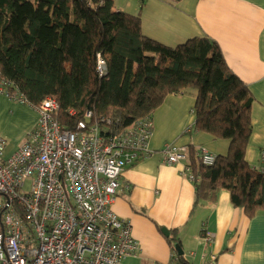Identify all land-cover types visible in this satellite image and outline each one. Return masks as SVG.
I'll use <instances>...</instances> for the list:
<instances>
[{"label":"trees","instance_id":"1","mask_svg":"<svg viewBox=\"0 0 264 264\" xmlns=\"http://www.w3.org/2000/svg\"><path fill=\"white\" fill-rule=\"evenodd\" d=\"M99 57L106 62L104 77ZM0 73L14 83L15 88L6 87L12 96L34 105L55 99L56 118L70 131L87 111L94 120L123 125L152 119L168 96L195 90V130L230 146L212 166L203 164L194 145L187 147L194 206L216 201L225 190L247 218L264 214V172L246 159L254 97L230 71L215 40L163 45L144 35L140 14L116 11L112 0H0ZM176 234L168 237L171 252L179 264H190L178 254Z\"/></svg>","mask_w":264,"mask_h":264},{"label":"crops","instance_id":"2","mask_svg":"<svg viewBox=\"0 0 264 264\" xmlns=\"http://www.w3.org/2000/svg\"><path fill=\"white\" fill-rule=\"evenodd\" d=\"M116 11L141 15L145 36L169 47L209 37L221 47L230 71L244 81L254 97L253 133L247 162L264 166V0H112ZM196 93L170 95L153 116L154 154L125 168L113 211L132 226L140 250L136 264L171 262L168 237L176 230L180 248L190 264H264V214L250 219L235 208L228 191L214 202L195 204V185L186 162L168 164L160 150L166 144L194 145L216 156L227 155L230 143L195 130ZM29 104L0 93V136L12 156L38 123ZM5 202L6 198L3 197ZM3 202V203H4ZM212 236L205 245L203 237ZM178 254H180L178 250ZM215 256L212 259L211 255Z\"/></svg>","mask_w":264,"mask_h":264},{"label":"built area","instance_id":"3","mask_svg":"<svg viewBox=\"0 0 264 264\" xmlns=\"http://www.w3.org/2000/svg\"><path fill=\"white\" fill-rule=\"evenodd\" d=\"M97 69L102 77L107 74L101 57ZM6 87L15 85L0 73V93L31 105L39 119L10 157L0 136V196L6 198L0 206V264H124L136 256L140 245L132 226L112 207L125 168L154 154L153 120L123 125L94 120L87 111L70 131L56 118L59 106L53 98L32 105ZM160 154L166 163L177 164L186 161L187 148L169 143ZM261 156L264 164V148ZM201 157L207 166L216 161L206 150ZM186 173L194 181L187 166ZM203 241L210 244L212 236ZM167 264H179L175 253Z\"/></svg>","mask_w":264,"mask_h":264},{"label":"rangeland","instance_id":"4","mask_svg":"<svg viewBox=\"0 0 264 264\" xmlns=\"http://www.w3.org/2000/svg\"><path fill=\"white\" fill-rule=\"evenodd\" d=\"M128 13V12H127ZM129 14H133V13H129ZM189 93H192V94H194V93H196V91L195 90H193V89H190L189 90ZM155 115V114H154ZM153 115V116H154ZM153 119V118H152ZM3 202H4V200H3V196H0V206L3 204ZM126 264H136V262H135V260H127L126 261Z\"/></svg>","mask_w":264,"mask_h":264},{"label":"water","instance_id":"5","mask_svg":"<svg viewBox=\"0 0 264 264\" xmlns=\"http://www.w3.org/2000/svg\"><path fill=\"white\" fill-rule=\"evenodd\" d=\"M162 232L167 236V237H169L170 236V233H169V231L168 230H166V229H163L162 230ZM178 250H179V252H180V254L179 255H181V254H183V252H182V249L180 248V247H178Z\"/></svg>","mask_w":264,"mask_h":264},{"label":"clouds","instance_id":"6","mask_svg":"<svg viewBox=\"0 0 264 264\" xmlns=\"http://www.w3.org/2000/svg\"><path fill=\"white\" fill-rule=\"evenodd\" d=\"M2 94H3V93H2ZM5 95H6V94H5ZM6 96H7V95H6ZM9 98H10V97H9ZM10 99H11V98H10ZM12 100H13V99H12ZM54 100H55V99H54ZM55 101H56V100H55ZM31 104H32V103H31ZM32 105H34V104H32ZM152 120H153V119H152ZM186 148H187V147H186ZM186 161H187V159H186ZM186 161H185V162H186ZM186 174H187V173H186ZM187 177H188V176H187Z\"/></svg>","mask_w":264,"mask_h":264}]
</instances>
